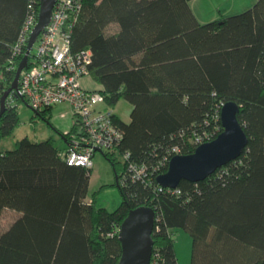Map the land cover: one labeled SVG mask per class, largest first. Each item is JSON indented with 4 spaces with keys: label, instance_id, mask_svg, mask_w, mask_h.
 Listing matches in <instances>:
<instances>
[{
    "label": "trees",
    "instance_id": "trees-1",
    "mask_svg": "<svg viewBox=\"0 0 264 264\" xmlns=\"http://www.w3.org/2000/svg\"><path fill=\"white\" fill-rule=\"evenodd\" d=\"M191 1L82 0L72 52L91 50V76L109 107L121 100L133 106L130 123L114 116L123 133L119 148L102 153L119 177L123 202L115 211L99 208L96 198L87 202L92 171L70 166L54 137L18 140L0 150V222L5 210L21 214L0 235V264H120L121 225L142 206L156 212L152 264H179L177 229L192 240L191 264H264V0L206 24ZM40 3L0 0V101L15 79L10 61L29 6L39 15ZM114 24L119 31L109 34ZM10 99L2 140L21 126L15 102L27 104ZM229 102L240 106L249 138L244 154L204 181L161 187L157 177L177 155L174 148L189 155L202 145L198 139L215 140ZM51 111L36 115L49 122ZM78 130L74 124L60 133L63 141ZM125 153L146 169L145 178L132 177Z\"/></svg>",
    "mask_w": 264,
    "mask_h": 264
},
{
    "label": "built area",
    "instance_id": "built-area-1",
    "mask_svg": "<svg viewBox=\"0 0 264 264\" xmlns=\"http://www.w3.org/2000/svg\"><path fill=\"white\" fill-rule=\"evenodd\" d=\"M82 11V0H57L52 19L34 46V65L22 73L18 95L35 112L59 105L71 108L79 130L70 136L67 149L61 155L70 166H81L92 171L98 150H117L123 133L115 123L114 109L106 102L104 87L90 89L84 84L85 79L94 81L90 72L91 50L77 54L72 52V34ZM38 19V12L31 4L13 48L9 70L17 71V60L26 53ZM15 94L11 95V104L17 99ZM66 116L64 112L62 117ZM198 144H204V140L198 139ZM173 152L179 155L178 148H174ZM120 156L133 178L141 180L146 177L144 167L129 162V153Z\"/></svg>",
    "mask_w": 264,
    "mask_h": 264
},
{
    "label": "water",
    "instance_id": "water-1",
    "mask_svg": "<svg viewBox=\"0 0 264 264\" xmlns=\"http://www.w3.org/2000/svg\"><path fill=\"white\" fill-rule=\"evenodd\" d=\"M57 0H41L38 23L30 36L26 53L16 71L11 87L0 101V123L7 109V99L14 92L19 98L18 90L22 73L28 68L34 46L50 23ZM240 106L236 102L225 104L221 110L223 132L213 141L204 143L189 155H176L167 172L157 177L158 184L166 189H177L183 181L197 183L206 180L218 169L240 158L249 144V138L241 125L238 115ZM2 135L0 132V143ZM103 153L102 150H98ZM118 188L119 177L115 175ZM156 212L151 207L142 206L129 212L119 231L122 244L120 264H152L154 252L153 232Z\"/></svg>",
    "mask_w": 264,
    "mask_h": 264
},
{
    "label": "rangeland",
    "instance_id": "rangeland-1",
    "mask_svg": "<svg viewBox=\"0 0 264 264\" xmlns=\"http://www.w3.org/2000/svg\"><path fill=\"white\" fill-rule=\"evenodd\" d=\"M110 33H112V31ZM35 51L34 49L33 53ZM15 106L18 108L21 126L16 130L13 137L2 140L0 143V150L6 151L14 149L16 142L25 137H29L33 142H43L50 137H54L59 149L62 151L67 149V144L63 141L60 133H66V131H70L73 128V115L68 105L54 107L51 111L49 122L38 117L36 112L24 102H15ZM113 109L122 119L126 121L129 120L130 123L133 109L130 103L126 100H121ZM64 112L68 113L65 118L62 117ZM115 179V172L112 164L101 152H97L94 159L87 202L91 203V200L96 198V203L99 208H105L109 211L118 209L123 202V197L119 188L115 185ZM103 187L105 188L101 191ZM20 217L21 214L18 212L5 210L0 222V235L7 231ZM180 253L182 254V252Z\"/></svg>",
    "mask_w": 264,
    "mask_h": 264
},
{
    "label": "crops",
    "instance_id": "crops-1",
    "mask_svg": "<svg viewBox=\"0 0 264 264\" xmlns=\"http://www.w3.org/2000/svg\"><path fill=\"white\" fill-rule=\"evenodd\" d=\"M256 2L257 0H192L190 2V6L195 16L199 20V22L202 24H206L209 22L219 20L221 18H226L229 16L240 14L241 12L251 8L253 5L256 4ZM111 31L112 33H110ZM118 31H119V26L114 24L109 27L108 33L114 34L117 33ZM84 84L90 89L103 88V86L99 85L95 81H90L86 79L84 80ZM114 113L116 116L121 118V116H119L117 112L114 111ZM122 120L126 123H129V120L127 121L124 119ZM74 124L75 121L73 119V126ZM67 132L69 131H66V133ZM173 234H174L175 248H176L179 264H191V256H192L191 238L188 236V234H186L184 231L180 229L174 230ZM180 252H182V254Z\"/></svg>",
    "mask_w": 264,
    "mask_h": 264
}]
</instances>
